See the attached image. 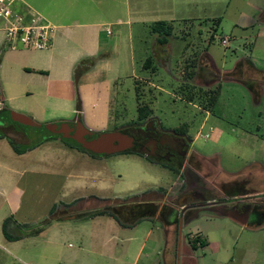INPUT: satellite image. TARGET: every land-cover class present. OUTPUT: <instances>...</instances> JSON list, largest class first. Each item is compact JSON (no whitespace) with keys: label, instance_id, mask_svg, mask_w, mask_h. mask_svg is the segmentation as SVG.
<instances>
[{"label":"rangeland","instance_id":"rangeland-1","mask_svg":"<svg viewBox=\"0 0 264 264\" xmlns=\"http://www.w3.org/2000/svg\"><path fill=\"white\" fill-rule=\"evenodd\" d=\"M110 19L111 17L105 16L91 20L103 23L104 30L98 36L100 49H110L116 57L108 67L110 75L116 77L112 83L101 82L83 87L74 79L75 69L83 60L80 59L73 68L71 81L75 91V107H78V99L82 109L89 102V109H93L92 121L96 122V126L91 127L94 132L113 130L116 127L136 132L139 128H133L135 124H144L150 117L157 119L162 127L174 129L186 125V136L193 143L188 146L185 162L173 160L168 163L144 156L136 150L92 156L72 144H65L72 149L71 157L76 163L74 168L80 165L82 169H91L92 174L98 170L103 177L97 180L96 176L93 178L92 175H85L84 183L79 188L67 189L62 184L65 174L59 176L58 180H51L50 171L54 166H48L45 173H34L31 169L35 166L17 158L21 153L19 150H24L26 146L15 142L11 134L4 130V121L14 120L10 113L14 110L8 107L0 112V137H8L10 149L1 145L0 162L14 168L13 178L24 191L19 213L16 217L9 215L13 218L14 227H10L8 232L23 235L39 225L46 227L49 223L59 224L64 221L61 216L71 213L77 198H80L83 205H92L81 206L80 212H77L78 218H70L69 222L87 220L88 231L97 234L96 237L99 238L104 233L112 234L115 237L113 242L119 245L127 238L128 250L123 254L127 264H264V49L258 47L260 52L254 55L256 68H247L248 75H244L243 84L220 79L208 86L206 80L219 78L218 73L215 69L210 71L191 68V62L203 55L209 47L219 67L233 68V63L239 57L249 54L243 45L245 39L241 37L242 34H236L240 30L233 31L236 35L233 37L230 29L218 28L214 20L175 19L172 21V34L168 36L171 42L169 58L161 61L155 56L153 58L152 49L158 34L153 32L152 24H144V27L139 28L141 24L133 23L130 30L129 25H118ZM69 30L71 33L69 32V44L66 48L90 44L91 35L84 32L83 27L71 25ZM256 31L257 26L249 31L253 34L251 42H255ZM55 34L54 29L53 40ZM223 35L232 38L223 44ZM260 40V43L264 42V38L258 39ZM18 49L21 48L15 50ZM56 58L64 62L63 53H58ZM84 63L89 68L90 63ZM10 72L11 69L4 64L0 71L2 83L8 81ZM92 89L90 101L83 100L84 91ZM111 91L109 119L104 121L102 98L106 96L109 99ZM211 95L216 96L213 104L209 101ZM206 110L209 115L204 120ZM81 115L84 123L90 126L84 115ZM56 119L64 118L37 120L40 127L25 124L21 126L33 131L41 140L47 134V124ZM202 121L204 125L201 127L199 125ZM11 141L15 142V147ZM62 162L67 165L65 156L62 157ZM2 165L1 190L11 185H8L9 177ZM63 168V171H68L66 167ZM151 190L160 191L158 200L141 204L140 201L149 198L143 193ZM92 196L119 198L111 200V205L104 206L102 200L95 202L94 198H89ZM73 198L76 200L69 202ZM2 199L0 197V264H34L26 256L32 246L25 244L18 250L10 246L9 239L3 237L2 215L8 210L2 204ZM238 200L239 203L248 202L252 208L246 222L236 219L235 213L225 212V209L238 203ZM165 201H180L185 205L187 201V205L180 207L179 212L173 215L172 222H169L171 211L166 212L163 207L157 221L143 217L134 226L120 230L113 227V219L107 211L101 216L88 215V211L99 209L96 207L100 206V209L109 206L111 210L123 215L126 209L136 205H149L148 213L151 214L153 210L150 208L155 210ZM52 206H55L54 211L61 208L65 212H60V217L51 216ZM23 212L29 213L33 218L17 221L16 218ZM148 229L150 233L145 236ZM197 235L204 238L206 244H198L192 248L191 241ZM143 240L145 246L140 249L138 243ZM101 244L99 242L91 247L106 252L102 250ZM77 246L76 237L64 235L58 246L56 264H68L69 254ZM114 248L113 253L121 255L118 246ZM47 254L49 260L46 264H53L50 249ZM86 255L91 257L92 253L88 251ZM103 256L95 254V264H109L108 257ZM79 257L82 258L83 254Z\"/></svg>","mask_w":264,"mask_h":264},{"label":"crops","instance_id":"crops-1","mask_svg":"<svg viewBox=\"0 0 264 264\" xmlns=\"http://www.w3.org/2000/svg\"><path fill=\"white\" fill-rule=\"evenodd\" d=\"M110 1L111 0H20L21 7L28 6L33 8L51 22L55 27L56 34L48 48L42 50H29L25 49L26 47H20L21 49L15 50L6 47L5 32L0 29V71L4 64H6L9 70L11 69L8 81L2 83L0 78V112L9 107L15 112H21V114L30 117L36 123H38L37 120H53L55 118L71 120L76 116H82L81 114H83L85 120L90 123V126L86 125L87 127L91 128L96 126V122L92 121L93 109H89V102L84 109H82L81 101L79 99L77 108L73 103L75 101V91L71 82L73 79V68L80 59L83 60L78 66L87 61L90 63L89 68L86 69V64L84 63L81 75L76 82L83 87L101 82L112 83V80L115 79L116 75L111 76L108 67L112 59H116V57L110 49H100V40L98 39V36L99 33L104 30L103 23L100 24L91 19L95 20L108 16L111 17V22L118 25L121 23L127 24L131 30L133 23L141 24L139 28H142L144 27V24L150 25L155 21L162 20L173 26L172 21L175 19L199 20L204 18L206 20H214L218 28L220 26L226 30L230 29L231 34L233 31L240 30L241 32L236 34H242L241 37L245 39L243 45L247 48L249 54L245 53L242 57H239L233 63V65L235 64L233 68L222 69L219 67L209 47H207L203 55L199 58H194L193 62H191L193 64L191 68H203L210 71L211 69H215L218 73L219 78L206 80L208 86L213 85L216 80L220 79L243 84V79L248 75H246L247 68L253 70L256 68L254 64V55L256 52H260L258 47H260L261 50L264 49V42L260 43L262 40L258 41V39L264 38V0ZM226 20L231 22L227 23ZM71 25L83 27L84 32L86 31L91 35L89 45H84V47H71L70 49L65 47L69 44V36L71 33L69 28H71ZM253 26H257L255 42H251L250 38L253 34L249 33V31L254 29ZM234 34L235 33H233L232 36L236 37ZM223 36V44L227 43L230 38H232V36L229 35ZM224 38H226L225 42H223ZM154 43V50L152 49L153 58L155 56L158 60L166 61L165 59L167 57L169 58V53L171 51L170 39H168L166 43L161 44L157 41V38H155ZM130 45L133 49V45ZM58 53L64 54V62L57 60L56 55ZM92 60L93 63L91 62ZM116 66L117 64L114 65V67ZM192 71L193 69L191 70V73ZM92 92L93 89L88 91L85 90L83 100L88 99V101H90ZM112 92L113 91L110 92L109 99L106 98V96L102 98L104 104L102 110L105 114L104 121H106L107 118L109 119L108 112L111 107L108 103L111 104ZM208 115V110H206L204 120ZM58 120L61 119H56L55 121ZM21 125H23V123H19L15 120H13V122L6 120L4 121L3 126L4 130L11 134L12 139L15 142H20L26 146V150L21 149V153L18 154L17 158L21 161H27L29 165L35 166L31 169L34 173H45L48 166H54L55 169L53 168L52 171H50L52 176L51 180H58L59 176L65 174L62 184H65V188L67 189L79 188V186L84 183L83 178L85 175H92L93 178L96 176L97 180L103 178L102 173H98V170H96L95 174H92L91 169H82L80 165L74 168L76 163L74 162L73 157H71L70 151H72V149L68 148V146H66L58 137L47 136L46 134L44 139L42 138L39 140L37 137L40 136H37L31 130L23 128ZM25 125L30 127H40ZM202 125H204V121H202L199 126L202 127ZM8 141V137H0V150L1 145L4 148L10 149ZM15 142L13 143L15 144ZM192 143L193 140L190 142V145ZM64 156L65 161L67 162L66 166L62 162V157ZM1 165L0 162V166ZM2 166L7 177H9L7 179L8 185L11 183L7 189L3 188L1 190L0 187V197L3 198L2 204L6 205L8 210L2 215L3 222V220L11 214L15 217L17 216V213H19L21 208L24 191L16 184L13 178L14 168L10 165ZM63 167H66L68 171H63ZM159 193V190H151L150 192L143 193L147 194L149 198L140 201L141 204L155 202V200H158ZM89 198H94L95 202L97 200H102L105 203V206L107 204L111 205V200L119 197L104 199L102 197L99 198L92 196ZM77 199V203L73 206L72 211H70L72 214L68 213L61 216L60 212H65L61 208L54 211L52 215L50 214L54 217L61 216V219L64 221L59 224L49 223L46 227L45 225H39L36 227L35 233L24 232L19 239L8 240L10 246L16 249L18 248V250L22 249L21 247L25 246V244L32 246L30 252L26 254V256L31 262H34V264H46L49 260L47 250L50 249V252L53 253L51 256L52 263L56 264V262H58V246L62 241V237L64 235H70L77 238L78 246L76 250L69 254L70 262L68 264H95V254H98L99 256L101 255L102 257H104L103 255L108 257L109 264H127L123 259V254L128 250L127 238H125L123 243L120 242L119 245L117 242H113L115 237L112 236V234L108 233L107 235L104 233L101 234V238H99V236L96 237L97 234L88 231L87 225L89 221L87 220L69 222L70 218L78 217L77 212H80L81 206L84 207L87 205L90 207L92 205H83L84 202L81 203V199ZM75 200L76 198H73L69 202H74ZM175 204L176 202L170 203L169 201H165L162 206H157L155 210L154 208H150L153 210L151 214L148 213L149 205H136L133 206V208L130 207L129 209L131 210L126 209V213L123 215H119L110 208H107L110 210H105L109 213V217L113 219V227L120 230L125 227L134 226L133 224L143 217L144 219L150 218L156 219L157 221L163 207L166 212L171 211L172 216H170L169 222H172V218L176 215L173 210ZM96 208L100 209L101 206ZM28 214L29 213L23 212L18 219L16 218V220L24 221L28 220V218H33ZM149 233L150 229H148L145 236L149 235ZM3 237L4 239L6 238L4 234ZM99 242L102 243V250L104 249L106 252H100L91 247H95ZM138 245L140 249H142L145 246V241L143 240L139 242ZM117 246L119 248L118 252L121 255L113 253V248H116ZM88 251L92 253L91 257L86 255V252ZM81 253L83 254L82 258L79 257ZM79 258L81 261H79Z\"/></svg>","mask_w":264,"mask_h":264},{"label":"flooded vegetation","instance_id":"flooded-vegetation-1","mask_svg":"<svg viewBox=\"0 0 264 264\" xmlns=\"http://www.w3.org/2000/svg\"><path fill=\"white\" fill-rule=\"evenodd\" d=\"M81 66H84V63H81ZM80 123L85 128H87V130L82 128L80 126L81 125ZM52 124H56V127H54ZM135 125L136 126L133 128H139V131L131 132L128 128L116 127L113 130H103L100 132H94L93 129L86 126L84 121L81 119V116L78 115L71 120L61 119L58 121L48 123L47 136L48 135L56 136L64 144L80 145V143L76 140L77 137L81 138L83 136L89 140L94 137H97L99 134L103 132L120 131L125 134L131 135L133 137V144L128 149L117 153L136 150L137 152L141 153L144 156H148L154 159L165 160L168 163L170 162L172 163L173 160L180 161L181 163L185 162L188 146L190 145V141H188V137L186 136V134L180 133L171 128L162 127L157 119L151 117L145 120L144 124L137 123ZM168 133L169 135H167ZM98 155H109V154H97L95 156ZM178 202L179 201H176V204L173 208L175 213L179 212L180 207L183 208L184 206L187 205V201H186V205L182 204L180 206L177 205ZM190 202L192 204L194 203L192 201ZM225 210L227 214L235 213L237 216L236 219L240 220L241 222H246V220H248L252 212V208L248 202L239 203V200L238 203H235L234 205L230 206Z\"/></svg>","mask_w":264,"mask_h":264},{"label":"built area","instance_id":"built-area-1","mask_svg":"<svg viewBox=\"0 0 264 264\" xmlns=\"http://www.w3.org/2000/svg\"><path fill=\"white\" fill-rule=\"evenodd\" d=\"M20 4V0H0V29L5 32L6 47L48 48L54 25L33 8Z\"/></svg>","mask_w":264,"mask_h":264},{"label":"water","instance_id":"water-1","mask_svg":"<svg viewBox=\"0 0 264 264\" xmlns=\"http://www.w3.org/2000/svg\"><path fill=\"white\" fill-rule=\"evenodd\" d=\"M83 67L81 65L77 66L74 72L75 82L78 81L81 71ZM13 119L23 124L32 125V126H40V124L34 122L30 117L11 111L10 112ZM81 124V123H80ZM56 127V124H52ZM82 128L87 130L82 124L80 125ZM76 140L80 143L81 147L84 148L87 152L91 154H113L117 152L124 151L131 147L133 144V137L131 135L125 134L120 131H107L99 134L97 137L92 139H86L85 137H77ZM178 206L182 205L179 201L177 203ZM181 221V220H180ZM180 242V236L178 238V244Z\"/></svg>","mask_w":264,"mask_h":264},{"label":"trees","instance_id":"trees-1","mask_svg":"<svg viewBox=\"0 0 264 264\" xmlns=\"http://www.w3.org/2000/svg\"><path fill=\"white\" fill-rule=\"evenodd\" d=\"M152 29H153L154 32H156L158 34L157 41L159 43L163 44V43H166L167 42L168 36H170L172 34L173 26L170 23H167L166 21L159 20V21H155L152 24ZM91 62L93 63V60ZM85 69H86V67H85ZM215 99H216V96L215 95H211L210 98H209V101L213 104V101ZM142 109L143 108H141V110ZM143 112L145 113L146 111H143ZM141 116H144V114L141 113ZM174 130L175 131H178L180 133L186 134L187 128H186V125H184L183 127L174 128ZM11 144L14 146V143L12 141H11ZM72 146H75V147L81 149L83 152L84 151L86 152V150H84L80 145H72ZM24 150H26V148ZM127 152H130V151H125V152H122V153H127ZM90 155H92V154H90ZM92 156H95V155H92ZM167 166L168 167H171L169 165H167ZM107 208H109V206L108 207L106 206L103 209H96V210L88 211V215L93 216V215H101V214H104L106 212L105 209H107ZM54 210H55V206H52L51 209H50V213H53ZM83 218L85 219L86 216L84 215ZM12 223H13V218L11 216L6 217L3 220V222H2V231H3L4 236L7 239H9V240H16V239H19L21 237V234H13V233L8 232V229L12 226ZM35 229L36 228L33 227V228H31L30 231H27V233L28 232L35 233V231H36ZM198 244L201 245V246H204L206 244V241H205L204 238H202V237H200V236L197 235L191 241V247L192 248H195Z\"/></svg>","mask_w":264,"mask_h":264}]
</instances>
